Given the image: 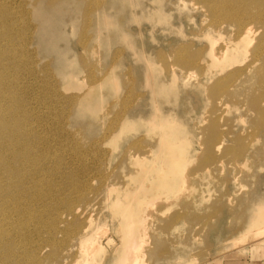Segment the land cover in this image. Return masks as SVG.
Listing matches in <instances>:
<instances>
[{
	"label": "rangeland",
	"instance_id": "1",
	"mask_svg": "<svg viewBox=\"0 0 264 264\" xmlns=\"http://www.w3.org/2000/svg\"><path fill=\"white\" fill-rule=\"evenodd\" d=\"M230 7L250 11L246 44ZM261 16L264 0H0V68L23 90L8 105L32 145L21 181L0 176V264H119L124 206L136 264L264 249Z\"/></svg>",
	"mask_w": 264,
	"mask_h": 264
},
{
	"label": "bare ground",
	"instance_id": "2",
	"mask_svg": "<svg viewBox=\"0 0 264 264\" xmlns=\"http://www.w3.org/2000/svg\"><path fill=\"white\" fill-rule=\"evenodd\" d=\"M231 10L233 11V13H231L232 14L231 17L233 15L236 17L235 23L237 25V39H238L236 43L237 44H246L248 42L249 38L253 35V30L248 26V24L244 18L245 17L244 15L249 14L250 11L242 10L236 14L234 12L235 10L230 7V11ZM46 15H47V13H46ZM263 17L264 16H261V18H263ZM47 18H49V17H47ZM44 25L45 24H43V26H42L43 28H44ZM98 31H100V29H98ZM49 38H51V37H49ZM44 40H46V39H44ZM47 44H49V42ZM45 48H47V47H45ZM68 68H70V66L67 67V69ZM71 75L72 74L70 73L69 76H67L69 82H71V80L73 79ZM107 79H110L109 76H107ZM114 79L115 78H113V79L111 78L110 80H114ZM110 80H105L104 83L106 81L108 82ZM29 86H30V84L28 82V87ZM73 86H75V85H73ZM155 89L158 90L157 87ZM9 90L13 91L14 93L17 91H20V90L23 92V90L19 86L18 82L16 80L14 82H11L10 78H8V76L4 75V70L0 68V176L2 174H4V176L11 179L12 181H15V179H16V181L18 182V181H21L23 179V176H21L20 166H14V164H12V161H14L19 156L20 157L24 156L25 159L23 160V166L24 165L29 166L30 162H31V151L30 150H31L32 145L30 143L26 144L24 142L19 141L20 127H19L17 113H16V110L13 109V107L8 105V104L12 103V99L10 97H8V91ZM157 90H155V91H157ZM155 91H153V92H155ZM88 92L85 93V95L82 96V99H81L82 103H83V108L86 110L91 109L88 106L87 101L92 98V95H91L92 92H91V90H89ZM10 95H12V92H10ZM154 119L155 120H154L153 125L159 126L161 128L160 139L158 141L157 146L162 147L164 149L165 147L169 146L170 144H174L176 142L174 140L176 138L175 132L169 131V130H167V128L163 127L167 124H170L171 121L169 120V118H167V116H165L161 112L160 113L157 112L154 115ZM171 172L173 173L174 170H171ZM3 181H4V179L0 178V188L2 186H3L2 188H4V186L6 184ZM172 187L174 189L175 185L172 184ZM122 205L123 204H120L119 207H122ZM124 210H125L126 214L122 217L123 218L122 226H123V229L125 231V236H124L125 243H124V252L121 254V260L119 261V264H136L135 263V262H137V255L136 254H138L142 248V246L138 245V242L135 240V236H134L135 229L139 225L138 224L139 222H138L136 216L139 215L140 213L137 210L129 209L128 206H124ZM260 210H261V213L264 212V208H261ZM128 216H130V217H128ZM131 216H132V218H131ZM261 223L263 224L264 222H261L260 219L255 218L250 223V225H251V227L252 226L253 227L254 226H260L258 224H261ZM261 227H263V226H261ZM260 229H262V228H260ZM82 238L83 239L81 242L88 243L89 241H92V238L88 235H86L85 237H82ZM96 245H99V244L97 243V241L93 240L92 245L88 249L97 248ZM87 264H89V263H87Z\"/></svg>",
	"mask_w": 264,
	"mask_h": 264
},
{
	"label": "crops",
	"instance_id": "3",
	"mask_svg": "<svg viewBox=\"0 0 264 264\" xmlns=\"http://www.w3.org/2000/svg\"><path fill=\"white\" fill-rule=\"evenodd\" d=\"M232 264H264V249L258 250L257 254L249 253Z\"/></svg>",
	"mask_w": 264,
	"mask_h": 264
}]
</instances>
